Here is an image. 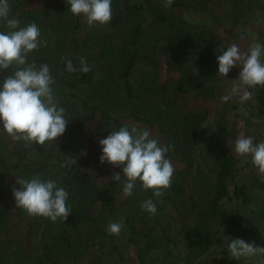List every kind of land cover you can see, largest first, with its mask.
Segmentation results:
<instances>
[{
  "label": "trees",
  "instance_id": "16d2710c",
  "mask_svg": "<svg viewBox=\"0 0 264 264\" xmlns=\"http://www.w3.org/2000/svg\"><path fill=\"white\" fill-rule=\"evenodd\" d=\"M51 2L53 20L28 9V0H9L10 17L21 26L35 22L47 41L30 59L49 64L69 123L52 146H9L0 134V264H264V257L235 260L228 251L234 238L264 247V181L252 164L244 178L226 147L240 124L254 142L264 140V87L250 89L247 116H228L239 98L222 103L224 83L238 79L240 69L222 78L216 59L232 43L247 50L250 44L240 43L246 27L253 42L264 43V0H174L170 8L165 0H112L107 27L122 33L110 43L88 33L99 46L97 67L78 50L79 16L66 0ZM0 31H6L2 21ZM64 56L77 69L85 59L91 70L68 73ZM158 61L177 77L163 78ZM6 75L0 72V83ZM124 124L145 127L172 145L166 158L175 171L161 197L139 182L124 197L122 182L112 180L116 173L124 179L123 165L100 163L99 140ZM68 155L77 164L62 168ZM36 174L68 191L66 221L16 208V179ZM148 198L155 215L141 210ZM110 222L123 223L119 235L106 231Z\"/></svg>",
  "mask_w": 264,
  "mask_h": 264
},
{
  "label": "clouds",
  "instance_id": "9594fccd",
  "mask_svg": "<svg viewBox=\"0 0 264 264\" xmlns=\"http://www.w3.org/2000/svg\"><path fill=\"white\" fill-rule=\"evenodd\" d=\"M66 2L71 14L83 16L90 29L108 24L112 18V0ZM173 3L174 0H165L164 7L170 8ZM10 12L9 0H0V21L6 28V31H0V72H7L0 83V129L13 142H23L26 148L52 146L56 138L65 133L69 122L65 108L58 105L53 88L56 81L49 64L37 65L30 59L32 53L47 47V41L41 39V30L35 22L21 26L18 18L10 17ZM216 59L218 76L222 78L227 77L232 68L240 69L238 79L232 80L230 91L221 96L222 103L234 97L244 103L253 99L250 89L264 87V43L253 42L244 51L232 43ZM61 62L68 73L79 70L87 74L91 70L85 59H80L78 69L66 56L61 57ZM99 144L101 164L123 165L124 179L116 173L112 180L122 182L124 197L132 196L137 182L144 190H152L155 197H161L171 187L175 168L166 154L172 150V145H162L147 128L124 124L99 140ZM231 151L240 157H251L253 167L264 181V140L254 142L253 137L241 132ZM76 164L77 158L68 155L61 167L72 168ZM16 184L19 187L12 189L16 208L23 209L29 216L56 222L58 219L66 221L71 214L67 205L69 193L58 186L55 179H44L36 174L30 179L17 178ZM140 207L151 215L157 212L152 198L145 199ZM122 227V222H110L106 231L110 235H119ZM228 251L235 260L264 257V247L239 238L229 240Z\"/></svg>",
  "mask_w": 264,
  "mask_h": 264
},
{
  "label": "rangeland",
  "instance_id": "374dc122",
  "mask_svg": "<svg viewBox=\"0 0 264 264\" xmlns=\"http://www.w3.org/2000/svg\"><path fill=\"white\" fill-rule=\"evenodd\" d=\"M27 5H28V9H30V10L40 11L41 16H42V14H44L46 17H50V19H52V20L55 18L56 10L54 8V5H52L51 0H28ZM246 16H249V15L246 14ZM186 19L190 20V17L189 18L187 17ZM192 21L195 22V19H192ZM79 22L81 24L80 29L74 34L75 35L74 37L77 38V42L79 43L78 50L79 51L81 50L83 53L90 56V58H88V62H89V65L91 67H97L98 61L96 59H97V55H98L99 46H98V44H96V40H97V43L100 41L103 43V40L107 41L106 43H110L111 39L116 41V40H118L119 35L122 33V29L119 28L117 30H111V29H109V27H107V24L106 25H96L95 27L90 29L87 25L86 19L83 16H79ZM203 22L205 24H207L206 20H204ZM245 30H246L245 31V37L243 38V40L240 41V43L241 44H245V43L247 44L248 43L251 45V43H253L252 38H251L252 33L250 32V30L247 27L245 28ZM88 33H92V35L95 36L96 40L88 39L87 38ZM71 36H72V34L68 35L67 39L70 40ZM105 37H107V38L105 39ZM83 43H85V45ZM158 67H159V61H158ZM158 70L160 73L162 72L163 78L165 76H166V78L167 77H171V78L177 77L175 73H170L167 70L165 71L161 67V65L158 68ZM160 79H161V77H160ZM224 85L226 87L225 93L230 91L232 84L224 83ZM232 103L233 102L230 101L227 106H231ZM246 105L248 106L247 102L237 103V105L234 108H232V110L228 113V116L235 115L237 120H240V119H242V117L247 116L248 110L246 108ZM129 126H131V125H129ZM0 128H2V125L0 126ZM246 131H248V130L245 129L244 125L240 124L237 134H235V136H233L234 139H230V141L228 142V146H226V147H228V149H230V152H232L233 155L235 156V159L237 160V167L241 168V172H242L244 178H247L249 176V169L252 168V166H251L252 163L250 161V158L237 156L234 153V151H231V149L234 147L235 139L240 135L241 132H243L245 134ZM0 134L3 138V140L9 146L14 145L15 142H13L7 136V134L3 132L2 129H0ZM152 136L154 138L159 139L157 137L156 132H153ZM248 136H249V134H248ZM55 143L57 144L58 142L56 141ZM229 144H230V147H229ZM245 163H247L248 166H244L243 164H245ZM107 169L108 168H106L105 172L102 173V176H101L102 180L107 175V173H106ZM11 214H12L11 215V221H12L14 218V215H13L14 213L12 212Z\"/></svg>",
  "mask_w": 264,
  "mask_h": 264
}]
</instances>
